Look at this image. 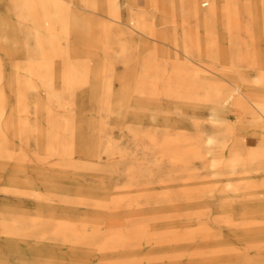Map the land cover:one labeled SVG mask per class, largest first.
<instances>
[{
    "label": "rangeland",
    "instance_id": "1",
    "mask_svg": "<svg viewBox=\"0 0 264 264\" xmlns=\"http://www.w3.org/2000/svg\"><path fill=\"white\" fill-rule=\"evenodd\" d=\"M92 2L94 6L83 9L77 0H64L63 4L69 7L67 16L45 27L37 15L41 14L39 9L31 0H0V21L8 24L5 30L9 42L7 51L11 58L18 53L16 59L20 63L18 68L12 66L10 60L5 59L3 63L8 88L5 89L6 107L0 116V202L16 196V208L43 221L69 215L65 211L73 208L76 213H72V217H92L89 227L99 232L113 230L127 234L138 221L153 224L157 216L172 215L178 199L134 187L130 195L133 197L129 199H136L138 203L127 202L122 196L110 195L114 188L137 180L136 183L149 182L160 192L168 178L181 170L178 163L160 152L153 142L154 134L160 143L165 130L198 132L204 136L196 140L202 155L188 160L189 171L191 175L210 177L212 183L197 191L193 204L190 203L189 211L196 219L191 222L193 235L189 241L169 240L164 244L170 252L180 247L182 258L176 264H188L195 247L202 244L201 248L207 249L210 241L203 243V240L211 238L215 226L221 225L222 230H217L227 235L223 219L229 215L220 205L227 196L222 199L219 195V187L224 183V163L233 155H244L256 148L261 138L264 140V113L244 89L233 88L244 80L247 87H257L258 93H264V80H252L257 67L248 64L249 60L229 66L225 59L229 50L245 53L248 49L260 48L258 30L253 26L249 32L239 31L230 42L220 27H207L200 15H194L189 10L188 0H153L152 5L147 0H135L133 8L143 14V26L131 27L127 24L130 14L127 0H115L117 18L109 15L105 0ZM96 21L110 23V29L120 38L121 41L116 38L109 46L112 51H108L103 42L109 30L107 24L95 25ZM240 37L242 39L237 40ZM2 43L0 41V47ZM183 44L193 57L192 60L180 59L188 73L172 76L160 70L153 77V63H161L168 70L173 55L182 52ZM120 46L124 48L120 50ZM161 53L168 58H161ZM115 54L112 67L104 65L107 57ZM211 55L216 58L212 59ZM195 69H199L200 74L195 73ZM212 69H222L225 77L203 75ZM16 79L22 92L18 106ZM80 79L84 81L78 82ZM28 83L33 86L28 87ZM69 83L74 88L83 86L85 89L69 91L73 96L66 97L69 92L65 91V86ZM138 86L142 90H136ZM228 90L231 99L226 105L227 112L217 113L214 94ZM183 94L193 97L182 99ZM106 100L109 104L104 108L102 104ZM182 100L186 103L181 104ZM50 113L57 117L55 124L48 118ZM214 113L220 119L227 117V129L225 123L214 120ZM69 115L74 118V126L64 120ZM192 116L197 117L198 122L193 121ZM21 126L25 127L23 141L15 137ZM52 131H56L57 140H53ZM216 134L225 138L210 137ZM69 138L73 139L71 147ZM20 150L26 154L25 165L15 167L8 153ZM12 186L21 193L16 195L2 189ZM30 191L39 192L45 198L37 203ZM60 195L104 201L105 205L102 208L86 203L72 206L62 203ZM46 199L47 202H43ZM113 211L118 213L119 220L107 221ZM218 216L222 217L220 222L215 220ZM202 223L210 225L211 229L197 227ZM157 239L144 235L134 245L137 254L144 256L147 250H153L159 243ZM0 241V264H76L61 255L69 245L57 244L48 236L20 232L10 237L3 234ZM121 247L120 244L118 248ZM243 247L244 243L238 244L239 251ZM44 248L50 252L42 253ZM90 255L89 264H110L103 259L109 256L97 252Z\"/></svg>",
    "mask_w": 264,
    "mask_h": 264
},
{
    "label": "bare ground",
    "instance_id": "2",
    "mask_svg": "<svg viewBox=\"0 0 264 264\" xmlns=\"http://www.w3.org/2000/svg\"><path fill=\"white\" fill-rule=\"evenodd\" d=\"M91 1V3H89ZM106 8L109 15L113 18L118 17V7L115 0H105ZM137 1V0H136ZM178 1V0H177ZM39 9L41 14L39 17L42 19V24L45 27H50L54 23L53 21L57 19H62L67 16L66 12L69 9L68 6L64 5V0H31ZM71 2V0H70ZM81 5L80 8H86L85 6H94L92 0H77ZM149 5H152L153 0H147ZM135 0H127V12L128 14V25L143 26L142 19L143 14L139 11H135L133 6L135 5ZM189 10L196 16L200 15L202 17L203 23L207 27H220L221 30L226 33L227 40L233 42L234 34L245 30L249 32L254 26L258 30V40L261 41V47L256 49H248L247 52L241 53L234 50H229L226 55L227 65L234 66L239 64L243 59L249 60L248 64L257 67V74L252 80L261 81L264 80V0H188ZM104 26V21L101 22ZM96 21L94 24H101ZM90 23H88L89 26ZM109 24V25H108ZM107 36L103 42L107 45L104 47L108 51H112L111 46L117 34L115 30L110 29L111 24L108 23ZM152 25V22H150ZM8 24L5 21H0V41L3 42V46L0 47V116L4 112L6 107L5 92L7 83L4 78V61L5 59L10 60L11 65L14 67H19L20 63L17 61V55L10 57V51H7L9 47V42L5 34V30ZM83 26V23L80 25ZM119 32H121L119 30ZM51 35V34H50ZM53 35V34H52ZM50 39H52L50 37ZM118 42L121 41L117 38ZM242 39V37L237 38V40ZM127 42V40H126ZM109 47V48H108ZM124 46H120V50ZM182 52L173 55V60L169 63V69L163 66L161 63H153V77L159 74V71H165L172 76L186 75L188 72L180 64V59L185 57V59L192 60L193 57L187 52V48L183 44ZM184 50V51H183ZM18 51V50H17ZM113 56L107 57V62L104 65H108L109 68L113 65ZM160 57L165 59L168 58L165 54L161 53ZM212 59L216 58V55H211ZM85 64H89L86 62ZM223 65V64H221ZM16 68V69H17ZM105 70V69H104ZM102 70V71H104ZM199 69H195L194 72L200 74ZM209 72H211L209 74ZM225 77L226 72L220 69L210 70L208 73H203L204 76L209 75ZM15 82V92L17 106L19 99L22 97L21 84L16 79ZM66 82H70L69 79H65ZM80 79L78 82H83ZM25 84V83H24ZM28 87L33 85L28 83ZM66 92H72L75 90H84L85 87L73 86L67 84L65 86ZM8 88V87H7ZM234 89H244L247 96L251 97L254 104L260 108V111L264 113V93H258L257 87L246 86V82L243 80L241 83H236L233 85ZM136 90H142L141 86L135 87ZM106 90H110L109 87ZM156 91L155 80L153 79V92ZM240 91V90H239ZM65 95L66 97H72L71 93ZM231 95V91H217L214 94L215 107L214 111L226 113L227 107ZM109 95H107L108 97ZM180 97L188 98L193 97L188 94L180 95ZM186 103L185 100L180 102ZM103 101L102 106H107ZM19 110V108H18ZM180 112V111H179ZM178 112V113H179ZM48 118L53 124L56 123L57 117L52 113L49 114ZM214 120H218L221 123H225V129L229 124L227 117L222 116L221 119L214 113ZM73 117H65V122H68L71 126L73 125ZM193 121L198 122V118L192 116ZM9 121V120H7ZM10 122V121H9ZM12 123V122H11ZM21 123V122H20ZM25 127L21 126L19 133L15 135L17 138L22 139V132ZM18 131V130H17ZM226 134V133H222ZM53 140H57L56 131H52ZM202 136L200 133H187L184 131L175 130L173 133L167 130L163 131L161 136V142H158L156 133L153 136V142L159 147L160 152L165 153L169 156V159L178 163L176 164L178 169L181 171L179 174L168 178L166 184H164V189L157 191L156 188L150 185L149 182H139L137 180H132L131 183L125 186H117L114 188L111 196H122V200L127 202L134 201L138 203L136 199L131 200L129 198L133 193L131 192L134 187L141 189L146 188L153 190L155 195H165L173 196L178 199L175 201L174 213L172 215H160L153 218V224L144 221H138L132 224L129 228L127 234L113 231L110 232H99L97 228L89 227L92 217L84 216L80 218H74L71 215L76 213L75 209H68L65 211L69 215L54 216L49 218L47 221H43L38 216L29 215L23 212L21 209L16 208V196L15 198H3L0 202V237L4 234L5 236H13L24 232L27 235L34 236H48L51 237L55 243L69 245L67 246V251L61 254L64 257H68L71 260L69 262H76L89 264V256L91 253H96L107 258H103L110 264H176V261L182 258V252L178 248H175L170 252V248L164 247L165 242L169 240L188 242L193 235V231L190 229L191 222L195 221L196 215L191 213L190 203L193 204V196L200 189H205L212 183V180L208 176H195L191 175L189 171V159L201 157L202 153L199 148V143L196 142ZM210 137L212 138H225L224 135L216 134ZM57 143V142H56ZM55 143V146H56ZM69 147L73 146V139L68 140ZM10 161L15 167H24L25 153L21 150L16 152L8 153ZM189 160V161H188ZM2 161H0V166ZM217 162L215 161L214 165ZM1 169V168H0ZM224 174L223 185L219 187V195L224 198V201L220 202L221 210L227 211L229 218L223 219L225 222L224 229L228 230L227 235L221 234V225L215 226L216 230L212 231L213 234L211 238L203 240V243L210 241L207 249L201 248V245L195 247V251L191 256L188 257V264H221L235 263L243 264H264V140L260 139L256 148L248 150L244 155H233L224 163ZM3 190L15 193H21L20 190L12 186V188L3 187ZM122 189L124 191H122ZM228 191V192H226ZM30 195L37 199V203L42 202L43 195L39 192L30 191ZM154 195V196H155ZM44 200L43 202H47ZM60 201L62 203H67L69 205L75 206L78 203L91 204L94 207L102 208L105 202L93 201L91 199H83L81 197L60 195ZM227 205V208H223ZM122 215V214H121ZM227 215V216H228ZM118 213L116 211L111 212L108 215L107 221H117ZM103 219V218H102ZM222 219V217H221ZM220 216L215 217L218 222L221 221ZM126 220V218H125ZM207 220V219H206ZM121 221V220H120ZM202 229H211L210 225L202 223V225L197 226ZM32 228V229H31ZM183 228V229H181ZM217 229H221L220 231ZM210 232V230H209ZM144 235L155 236L158 238L156 241L159 242L158 245L153 247V250H147L144 256H139L137 254V249L134 247L139 240L144 237ZM1 242V241H0ZM244 243L243 250L238 249L239 243ZM176 243V242H175ZM122 245L121 248L118 246ZM179 246V245H177ZM40 251V250H39ZM42 253H49L50 249L44 248L41 250ZM113 255V256H112ZM223 259L225 261H223ZM228 259V261H226ZM78 262V263H77ZM241 264V263H240Z\"/></svg>",
    "mask_w": 264,
    "mask_h": 264
}]
</instances>
